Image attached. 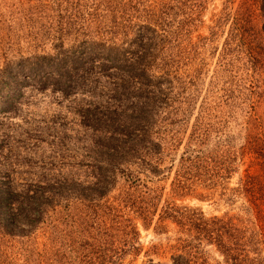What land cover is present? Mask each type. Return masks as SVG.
Segmentation results:
<instances>
[{
  "label": "rangeland",
  "instance_id": "obj_1",
  "mask_svg": "<svg viewBox=\"0 0 264 264\" xmlns=\"http://www.w3.org/2000/svg\"><path fill=\"white\" fill-rule=\"evenodd\" d=\"M115 25L127 27L115 35L121 50L150 54L147 74L162 77L160 87L169 101L149 126L162 147L160 172L141 171L135 161L120 156L110 167L115 170L110 188L97 197L86 187L104 159L93 151L106 134L83 115L88 107L97 113L102 105L113 107L107 98L112 79L84 65L86 92L78 88L80 82L65 94L50 82L41 89L27 77L25 59L55 55L60 44L70 49L95 34L110 37ZM149 25L153 32L144 28ZM137 35L143 39L131 44ZM93 77L104 89L89 92ZM115 77L129 82L124 72ZM51 83L59 87L57 78ZM6 99L10 108H0V264H86L96 249L122 242L111 228L116 219L106 209L118 204L122 192L131 193L126 212L136 227L139 250L127 254L124 264H172L179 249L197 253L205 264H230L216 243L199 240L190 229L182 216L191 210L208 221L237 218L258 239L264 230V0H0V100ZM213 150L234 155L237 170L226 180L206 177L208 184L221 183L215 191H173L185 151ZM130 171L139 182L134 193L124 176ZM245 171L257 178L258 187L241 196L233 190L240 188ZM4 180L16 191L46 187L49 200L37 208L31 227L21 215L18 228L12 227L2 198ZM69 180L84 188H63ZM140 211L148 214L146 221L135 216ZM257 257L264 260V251Z\"/></svg>",
  "mask_w": 264,
  "mask_h": 264
},
{
  "label": "trees",
  "instance_id": "obj_2",
  "mask_svg": "<svg viewBox=\"0 0 264 264\" xmlns=\"http://www.w3.org/2000/svg\"><path fill=\"white\" fill-rule=\"evenodd\" d=\"M115 26H117L114 30L115 32L110 37L102 34H95V36L86 35L88 37L75 41L70 49H63L60 44L58 48H55V55H35L32 56V59H25V63L27 62L26 65H28L26 69L31 73L27 77L31 76L30 78L35 79L37 83L39 82L41 89L50 82L49 86L54 89L57 88L55 90L65 94L70 90L71 92L72 90L75 91L76 85L80 82V85H77L78 88L86 92L89 84V71H85L84 65L98 68L99 76L103 75V78L112 79L111 82H108L112 89L111 95L109 94L107 98L110 100L109 102L113 103V107L106 104V101V106L102 105L99 107V113H97L98 109L96 107L91 109L88 107L84 111L86 115H83V118L87 120L90 118L91 122L96 123L97 128H103L104 134H106L101 147L93 151L103 155L104 159L101 161V165L96 166L91 172L93 182L88 184L89 187H86L87 190L92 191L97 197H101L110 188L108 186L113 179L112 176L114 177L115 175V170L110 167H112L113 161L118 160L120 156H124L128 162L130 160L131 162L135 161L141 171L149 172L152 175L160 172L161 161L159 156L162 153V147L159 141L150 136L149 126L151 127L154 122H158L163 107L169 101L165 91L160 87L162 77L159 76L160 78L156 77L153 79L147 74V62L151 60L149 58L150 54L142 53L135 49L121 50L122 47L117 44L115 35L119 32V27L122 30L124 28L127 29V27ZM132 28L133 26L129 24L128 31ZM144 28L148 32H153V28L150 25ZM142 39V35H137L130 43L134 44L136 43L135 40L140 42ZM33 72L34 74H32ZM37 72L45 75H37ZM121 72L126 73L130 83L127 81L126 84L121 81V78L117 79L115 77ZM56 78V84L59 87H54L55 85L51 83ZM146 78H149V81H146ZM11 79L15 84H19L17 79L13 77ZM92 81V85L89 86V92L94 93L98 88H100L99 90L104 89L98 79L93 77ZM1 87L5 88V86ZM122 103H125L123 105L124 108L121 107ZM10 104L11 102L7 101V99L4 101L0 100L1 109L8 110ZM89 113L90 115H88ZM233 156L231 157V153L226 154L218 150H213L212 154L185 151L180 157L179 170L176 172L172 183L173 191L184 193L185 195L195 193L196 188L215 191L218 188L216 186H220L221 183L218 184L213 181L214 183L208 184L207 182L211 181L213 177L226 180L231 173L237 170V167L233 166L234 162H236ZM124 176L130 182V187L128 188L134 193L139 183L138 181H133L134 172L130 171ZM206 177L209 180L205 179ZM1 183L6 186L2 198L10 208L9 218L12 227L18 228L16 223L19 222L17 218L19 215L23 218L22 222L31 227L33 222L37 221L36 216L39 215L37 208L49 200V197H45L43 191L46 187L42 188L40 185H36L34 189L33 187H28L26 190L16 191L13 188V183L9 180H4ZM206 183L208 188L203 187L206 186ZM65 186L63 188H67L71 192L84 188V185H78L73 180L66 182ZM257 187V178L245 171L243 179L240 180V188L233 190V192L241 196L249 193L253 194ZM37 188L40 191H37ZM130 195L131 193L129 192H122L120 200H118V204L115 207L110 205L106 207L112 213L113 219H116L114 223L112 220L111 228L116 230V236L121 237L123 239L122 242L115 241L114 247L101 246V248L96 249L98 251L94 252L93 257L86 264H124L123 258L127 254L135 255L139 251L134 242L138 233L136 227L132 224L131 214L126 212L129 207L127 198ZM196 196L200 199H205L201 194ZM248 202L252 204L250 201ZM15 206L19 210L13 209ZM1 210H4L2 206H0V212H2ZM165 214L169 213L166 212ZM135 216L143 221L148 219V214L141 211ZM182 217L185 218L190 229L195 231L200 237L199 240L206 238L209 242L216 243L226 262L230 264H264V260L257 257L260 251H264V248L260 249L264 245V242L262 243L263 239H261V235L264 236L263 229H260L258 239L256 237L257 234L254 235L237 218H228L226 221L213 218L208 221L204 219L202 213H195L194 210H191L190 214H184ZM104 241L105 243L108 242L105 239ZM179 251L181 254L171 259L172 264H205L202 263L204 260L197 253L180 249ZM251 254L254 257H249ZM148 262L153 264L151 260Z\"/></svg>",
  "mask_w": 264,
  "mask_h": 264
}]
</instances>
